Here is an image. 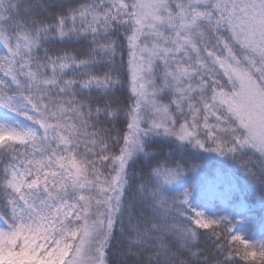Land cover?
Returning a JSON list of instances; mask_svg holds the SVG:
<instances>
[{
    "label": "snow or ice",
    "instance_id": "1",
    "mask_svg": "<svg viewBox=\"0 0 264 264\" xmlns=\"http://www.w3.org/2000/svg\"><path fill=\"white\" fill-rule=\"evenodd\" d=\"M256 206L264 0H0V264H264Z\"/></svg>",
    "mask_w": 264,
    "mask_h": 264
},
{
    "label": "trees",
    "instance_id": "2",
    "mask_svg": "<svg viewBox=\"0 0 264 264\" xmlns=\"http://www.w3.org/2000/svg\"><path fill=\"white\" fill-rule=\"evenodd\" d=\"M197 172H198V175L197 174L189 175L187 179L190 183L197 184L201 188L204 187L203 177L206 175L217 174V173L220 175H225V176L230 175V174L239 175V173L236 171V168L233 167V163L231 160L220 163V158L205 159L203 161H199ZM211 203L214 205H219V201H216V200L212 201ZM249 204H255L254 197L249 198ZM252 214L255 217L254 224L257 228L262 218V212L259 209V207L256 206Z\"/></svg>",
    "mask_w": 264,
    "mask_h": 264
}]
</instances>
